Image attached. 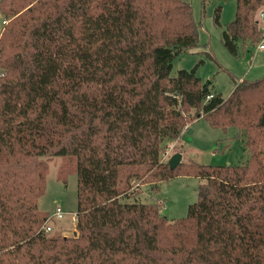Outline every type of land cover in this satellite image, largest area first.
I'll list each match as a JSON object with an SVG mask.
<instances>
[{"label":"trees","instance_id":"obj_1","mask_svg":"<svg viewBox=\"0 0 264 264\" xmlns=\"http://www.w3.org/2000/svg\"><path fill=\"white\" fill-rule=\"evenodd\" d=\"M234 1L235 56L264 40V0ZM197 45L185 0H0V264H264V77L224 99L170 76ZM200 118L235 128L247 161L171 169L167 145ZM54 158L76 174L75 237L38 213ZM180 175L203 180L184 218L127 201Z\"/></svg>","mask_w":264,"mask_h":264},{"label":"rangeland","instance_id":"obj_2","mask_svg":"<svg viewBox=\"0 0 264 264\" xmlns=\"http://www.w3.org/2000/svg\"><path fill=\"white\" fill-rule=\"evenodd\" d=\"M185 1L191 6L198 28V45L174 59L170 76L174 77L181 70H194L203 83H208L212 94L224 99L230 95L236 82L264 77V50H259L258 45L248 50L239 43L235 56L223 45L225 25L235 17L234 0ZM218 6L221 9L216 24L215 10ZM259 24L264 30V13L260 14ZM177 153L182 154L183 162L212 166L240 165L248 158L235 128L230 127L225 131L213 129L203 118L188 125L177 140V146L175 143L167 145L163 160L169 161ZM62 161L61 158H54L48 162L45 191L38 199L37 207L40 217L45 219V225L51 228L46 234L72 236L76 221V174L69 172L61 176ZM202 183V179L180 175L161 183L158 192L144 184L135 197L127 201L156 202L160 214L172 222L186 217L189 205L197 201ZM56 206L63 212L61 218L53 217Z\"/></svg>","mask_w":264,"mask_h":264},{"label":"built area","instance_id":"obj_3","mask_svg":"<svg viewBox=\"0 0 264 264\" xmlns=\"http://www.w3.org/2000/svg\"><path fill=\"white\" fill-rule=\"evenodd\" d=\"M264 41V40H263ZM258 48H259V50H264V44H261L260 43V45H258ZM212 97V95H209V96H207V100L208 99H210ZM63 215V212H62V210H61V208L59 207V206H56V208H55V211H54V214H53V217H57V218H61V216ZM46 224V223H45ZM43 229H44V231L45 232H50L51 231V228H50V226H47V225H44L43 226Z\"/></svg>","mask_w":264,"mask_h":264},{"label":"water","instance_id":"obj_4","mask_svg":"<svg viewBox=\"0 0 264 264\" xmlns=\"http://www.w3.org/2000/svg\"><path fill=\"white\" fill-rule=\"evenodd\" d=\"M182 160L181 153L174 154L168 161V165L171 169L175 168ZM73 237L76 236V232L74 231L72 234Z\"/></svg>","mask_w":264,"mask_h":264},{"label":"crops","instance_id":"obj_5","mask_svg":"<svg viewBox=\"0 0 264 264\" xmlns=\"http://www.w3.org/2000/svg\"><path fill=\"white\" fill-rule=\"evenodd\" d=\"M261 51H263V50H261ZM175 144H176V146H177V142H175ZM181 156H182V154H181Z\"/></svg>","mask_w":264,"mask_h":264}]
</instances>
